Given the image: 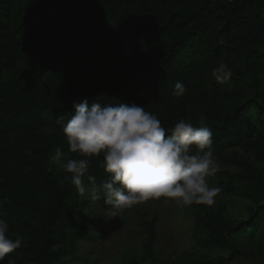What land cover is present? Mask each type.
Wrapping results in <instances>:
<instances>
[{
    "label": "trees",
    "instance_id": "trees-1",
    "mask_svg": "<svg viewBox=\"0 0 264 264\" xmlns=\"http://www.w3.org/2000/svg\"><path fill=\"white\" fill-rule=\"evenodd\" d=\"M220 60L233 71L225 84L211 77ZM177 81L188 89L179 100ZM97 96L144 105L166 128L203 113L216 160L236 167L219 188L248 201V214L192 205L198 250L182 258L264 262V0H0V218L23 240L0 264L60 263L67 233H85L95 206L109 209L81 198L55 164L48 171L57 148L82 158L62 124L74 101ZM90 173L107 178L97 159ZM141 224L150 253L158 220Z\"/></svg>",
    "mask_w": 264,
    "mask_h": 264
},
{
    "label": "clouds",
    "instance_id": "clouds-1",
    "mask_svg": "<svg viewBox=\"0 0 264 264\" xmlns=\"http://www.w3.org/2000/svg\"><path fill=\"white\" fill-rule=\"evenodd\" d=\"M232 69L220 60L211 71L218 84L230 81ZM187 87L177 81L172 95L181 99ZM73 114L62 124L68 158L57 148L50 156L48 171L55 164L81 198L93 203L103 199L111 218L136 205L167 198L179 208L192 204L212 206L221 189L210 184L220 171L213 150V133L207 117L198 121L181 118L164 127L156 114L135 102L117 104L89 102L87 97L73 102ZM64 116L57 117L61 124ZM102 157V159H100ZM93 159L99 160L107 178L97 183L90 173ZM9 223L0 218V261L21 247L20 236H11Z\"/></svg>",
    "mask_w": 264,
    "mask_h": 264
},
{
    "label": "rangeland",
    "instance_id": "rangeland-1",
    "mask_svg": "<svg viewBox=\"0 0 264 264\" xmlns=\"http://www.w3.org/2000/svg\"><path fill=\"white\" fill-rule=\"evenodd\" d=\"M232 155L238 159L247 158L243 150ZM217 162L220 171L209 179L212 186L219 187V182L228 178L236 167L221 160ZM220 202L227 203L228 211L234 216L246 217L248 214L249 202L245 199L220 192L214 205ZM192 205L179 208L173 201L161 197L158 201L136 205L115 218L109 217L108 209L95 206L89 219L84 221L85 233L77 234L82 231V226L67 233L62 245L67 253L58 264H123L131 258L140 263L192 264L182 258L185 251L198 250L191 231L194 223ZM153 217L158 220V235L153 251L149 253L143 246L146 234L141 222ZM239 264L264 262L241 260Z\"/></svg>",
    "mask_w": 264,
    "mask_h": 264
}]
</instances>
